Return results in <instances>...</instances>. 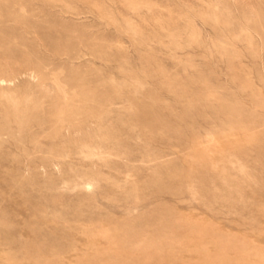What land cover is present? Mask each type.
I'll use <instances>...</instances> for the list:
<instances>
[{"label":"rangeland","instance_id":"374dc122","mask_svg":"<svg viewBox=\"0 0 264 264\" xmlns=\"http://www.w3.org/2000/svg\"><path fill=\"white\" fill-rule=\"evenodd\" d=\"M0 79V264H264V0H0Z\"/></svg>","mask_w":264,"mask_h":264},{"label":"bare ground","instance_id":"6f19581e","mask_svg":"<svg viewBox=\"0 0 264 264\" xmlns=\"http://www.w3.org/2000/svg\"><path fill=\"white\" fill-rule=\"evenodd\" d=\"M8 70V69H7ZM10 70V69H9ZM10 73V72H9ZM12 74V73H11ZM13 75V74H12ZM16 78V77H15ZM16 80V79H15ZM0 82H2V84L4 83V82H6V80H4V79H0ZM1 85V84H0Z\"/></svg>","mask_w":264,"mask_h":264}]
</instances>
